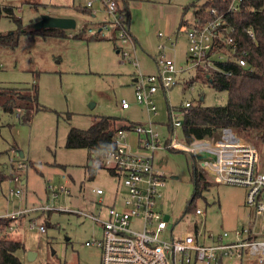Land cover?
Returning <instances> with one entry per match:
<instances>
[{
    "label": "rangeland",
    "instance_id": "rangeland-1",
    "mask_svg": "<svg viewBox=\"0 0 264 264\" xmlns=\"http://www.w3.org/2000/svg\"><path fill=\"white\" fill-rule=\"evenodd\" d=\"M88 1L0 0V5L13 7L27 28L47 13L75 18L78 29L85 23L101 18L99 15L92 20L89 11L80 10ZM93 1L97 3V0ZM194 1L204 2L128 1L130 32L134 44L127 45L134 48L141 71L144 74L158 72L161 45L165 46L161 51L174 60L177 70L185 68L175 74V85L167 91L160 85L152 95L157 107L156 114L150 115L146 104L138 101L136 83L133 81L134 68L130 65L132 60H125L126 64L120 62L111 39L70 38L61 44L52 42L56 39L42 40L39 49L27 47L23 56H18L17 51L8 48L0 49V86H15L7 84L13 82L8 78L28 74L22 70V63L33 64L37 72L30 75L28 81H33L37 75L39 102L45 106L30 123L20 122L17 113L2 114L0 162L7 164L9 157L14 156L16 162H23L26 167H17L11 175L7 164L5 169L9 178L0 180V215L46 204L47 187L57 189L68 181L67 178L72 191L71 195L58 198L55 204L73 210L30 212L17 220L10 236L23 241L25 245V249L16 252L23 264L101 263L100 249L86 243L93 237H100V226L90 216L74 210L100 214L101 207L97 204L100 195L94 193L92 188L105 190L102 198L106 205L112 203L117 190L121 192L118 187L120 183L105 167L98 168L95 176L90 179V172L86 169L88 150L66 146L71 127L89 128L102 115L116 116L119 124L127 121L144 123L151 116L156 128L162 133L161 141L164 145L169 130L171 106L180 107L186 101L196 102L201 97L206 105L226 104L228 101L226 90L203 85L202 70L189 68L186 63L189 25H179L182 17L189 23L195 19L192 7L184 10L186 5ZM16 28L14 20L6 16L0 18V31ZM29 39L23 36L21 42L27 43ZM125 52L130 55V51ZM124 56L128 57L122 53ZM122 99L129 103L128 108H122ZM238 133L245 140L262 144V139L255 132L251 135ZM176 134L178 139H184L182 129H177ZM121 145H125L128 152L139 153L138 133L126 130ZM12 150L17 153H12ZM154 163L166 175V182L160 188L159 203L163 212L170 216L169 230L172 228L173 234L178 236L182 232H191L200 227L203 219L207 230L221 234L227 232L225 240L228 241L235 239L236 229L252 227L254 231H262V216L256 208L247 204L245 186L220 183L208 178L207 186L201 189V195L194 201L195 205L203 208L205 215H197L196 212H186V209L195 192L192 170L195 166L199 168L200 164H196L188 152L165 146L156 152ZM14 175L19 181L11 178ZM33 218L37 223L34 227ZM42 223L46 225L45 232L39 229ZM263 238L264 235L260 233L258 239ZM30 251L36 253L34 259L29 258ZM234 261L225 258L223 264H235Z\"/></svg>",
    "mask_w": 264,
    "mask_h": 264
},
{
    "label": "built area",
    "instance_id": "built-area-1",
    "mask_svg": "<svg viewBox=\"0 0 264 264\" xmlns=\"http://www.w3.org/2000/svg\"><path fill=\"white\" fill-rule=\"evenodd\" d=\"M241 0H232L228 11H235ZM86 7L93 13L98 10L105 13L97 27L103 35L110 34L112 28H117L118 39L113 40L120 62L126 64L122 53L130 51L136 80V96L138 101L145 103L149 114L157 113V107L152 95L160 85L167 91L176 84L177 70L174 60L164 51V45L159 46L158 72L144 74L136 61L132 35L127 28L124 17L118 11L117 0H89ZM213 17L204 20L195 17L187 30L188 47L186 63L188 67L203 68L204 70L221 71L217 62H237L246 66L244 58L246 51L240 52L234 41L231 25L224 14H219L215 8L210 9ZM90 31H94L91 28ZM253 35L251 30H248ZM127 43H129L127 45ZM230 73V72H229ZM191 89L193 82L190 83ZM203 100V97L198 98ZM193 101H186L180 107L171 106L169 110V130L165 143L162 145V133L156 128V123L150 119L144 123H136L132 130L139 136V153L126 150L121 142L125 139V129H120L116 135L118 148L106 153L103 167L118 180L119 188L113 195L111 204H103V188H92L100 195V214H88L82 210H74L90 216L101 229L100 237L87 240V244L98 247L101 251L100 264H223L225 258L235 259L236 264H264V139L258 145L243 139L230 126L222 127L216 138L196 139L187 142L178 139L176 131L181 129L183 119L190 110ZM122 108H128L129 103L122 99ZM163 146L169 149H180L188 152L199 163L208 178L220 183L242 185L247 188L246 202L256 208L262 216V231H254L252 227L236 229L234 240H225L228 233H215L205 228L204 219L200 227L191 232H182L178 236L169 230V218L160 208V188L166 182V175L154 163L156 152ZM12 153H17L12 150ZM9 173L14 174L17 167H26L23 162H16L10 156L7 162ZM196 167V166H195ZM198 168V167H197ZM66 177V176H65ZM19 181L17 176H13ZM59 188L47 187L48 202L32 207L0 215V218L10 217L13 221L7 225L6 231L15 228L16 221L21 215L30 212H46L50 210H73L55 201L71 195L69 178ZM197 215H205L203 208L196 209ZM37 225L33 218L32 226ZM42 232L46 231L44 223L39 225ZM1 234V232H0Z\"/></svg>",
    "mask_w": 264,
    "mask_h": 264
},
{
    "label": "trees",
    "instance_id": "trees-1",
    "mask_svg": "<svg viewBox=\"0 0 264 264\" xmlns=\"http://www.w3.org/2000/svg\"><path fill=\"white\" fill-rule=\"evenodd\" d=\"M123 1L125 5L123 4ZM129 0H117L118 11L124 17L130 31ZM232 0H204L192 2L184 7L194 9L195 17L204 20L212 16L210 9L215 8L219 14H224L228 22L234 26L232 36L241 51L245 50L246 66L237 62H217L221 71L204 70L203 85H209L218 90H226L228 101L226 104L206 105L202 100L192 102L190 110L183 119L181 127L184 139L192 142L196 139L216 138L222 127L230 126L236 131L251 135L257 133L264 139V0H241L235 11H228ZM89 11L90 8H80ZM9 17L17 23V28L0 31V49L8 48L15 52L21 47L35 41H48L49 39H111L117 40V28H112L110 34L103 35L97 30L104 22H89L81 28H41L34 29L23 25L22 18L17 16L13 7L0 5V18ZM185 18H181L179 27L190 25ZM94 28V31H90ZM248 30L253 32L250 35ZM23 36H28L29 42L22 43ZM133 42L134 39L132 38ZM230 72V73H229ZM200 77V74H199ZM192 83V82H191ZM187 85L189 82L186 83ZM45 109L39 102V86L37 75L26 87L0 86V136L2 132V114L12 115L17 113L22 123H30L36 113ZM134 122L127 121L119 124L116 116L102 115L97 117L89 128L71 127L67 134L66 146L69 148H85L89 152V162L86 169L92 179L97 169L103 167L106 153L114 152L118 148L116 135L120 129L132 130ZM7 164L0 162V180L9 178L6 172ZM195 183V192L187 206L186 212H196L199 207L195 199L201 195V189L207 186L206 173L197 167L192 170ZM13 218H0V264H23L16 254L20 249H25L23 241L14 239L6 227Z\"/></svg>",
    "mask_w": 264,
    "mask_h": 264
},
{
    "label": "crops",
    "instance_id": "crops-1",
    "mask_svg": "<svg viewBox=\"0 0 264 264\" xmlns=\"http://www.w3.org/2000/svg\"><path fill=\"white\" fill-rule=\"evenodd\" d=\"M86 7V6H85ZM89 13H90V17L92 18V20L93 19H97L98 18V16L99 15H101V18L99 19V20H97V21H94V22H98V21H100L102 18H104L105 17V13H103V11H101V10H98V11H96L95 13H93V11H92V9H90L89 10ZM77 27V26H76ZM82 27V26H81ZM80 27V28H81ZM76 30H77V28H75ZM74 29V30H75ZM79 29V28H78ZM53 43H58V44H61V43H63V42H66L65 41V39H56V40H53L52 41ZM40 43H42L41 41H38V42H35L34 44H33V42L32 43H29V44H27V45H25V46H23L20 50H17V53H18V56L20 55V56H23V54L25 53V51L26 50H28L27 49V47H35V49L37 50V49H39L40 47H39V45H40ZM135 54V53H134ZM186 55H187V52H186ZM135 56V55H134ZM59 61H61L62 62V60L59 58ZM22 70L23 71H25L26 73H28V74H24L23 76H20V75H18V76H14V77H9L8 79H10V80H12L13 82L12 83H7V84H10V85H18V86H20V87H26V86H28L29 85V82L30 81H28V79L30 78V75H35V72H37V68H35L34 67V65L33 64H29V63H22ZM134 77V76H133ZM135 78V77H134ZM134 78H133V80H134ZM19 81V82H18ZM26 182V180H24L23 181V183H25ZM81 185H84L83 183H81ZM25 214H23V215H21V217L19 218V220H21V218L24 216ZM17 222V221H16ZM234 263L236 264V262L234 261Z\"/></svg>",
    "mask_w": 264,
    "mask_h": 264
},
{
    "label": "water",
    "instance_id": "water-1",
    "mask_svg": "<svg viewBox=\"0 0 264 264\" xmlns=\"http://www.w3.org/2000/svg\"><path fill=\"white\" fill-rule=\"evenodd\" d=\"M77 26L76 19L68 16H55L51 14L44 13L40 16V18L32 24L34 29L41 28H62V29H75ZM136 80V78H134ZM23 155V154H22ZM166 218H169V215H166ZM29 258L34 259L36 257V253L30 251Z\"/></svg>",
    "mask_w": 264,
    "mask_h": 264
},
{
    "label": "bare ground",
    "instance_id": "bare-ground-1",
    "mask_svg": "<svg viewBox=\"0 0 264 264\" xmlns=\"http://www.w3.org/2000/svg\"><path fill=\"white\" fill-rule=\"evenodd\" d=\"M123 54L124 55H128V57L127 56H124L123 57V60H130L131 59V57H129L130 55L127 52H123Z\"/></svg>",
    "mask_w": 264,
    "mask_h": 264
}]
</instances>
